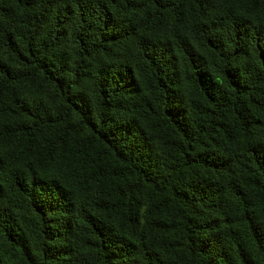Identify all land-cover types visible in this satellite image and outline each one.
Wrapping results in <instances>:
<instances>
[{
  "label": "trees",
  "instance_id": "trees-1",
  "mask_svg": "<svg viewBox=\"0 0 264 264\" xmlns=\"http://www.w3.org/2000/svg\"><path fill=\"white\" fill-rule=\"evenodd\" d=\"M0 264H264V0H0Z\"/></svg>",
  "mask_w": 264,
  "mask_h": 264
}]
</instances>
